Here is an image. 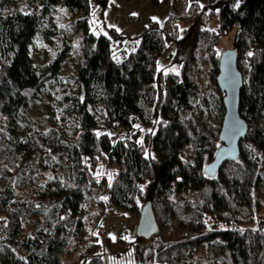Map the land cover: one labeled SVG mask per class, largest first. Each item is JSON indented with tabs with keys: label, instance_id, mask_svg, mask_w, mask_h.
<instances>
[{
	"label": "trees",
	"instance_id": "16d2710c",
	"mask_svg": "<svg viewBox=\"0 0 264 264\" xmlns=\"http://www.w3.org/2000/svg\"><path fill=\"white\" fill-rule=\"evenodd\" d=\"M91 1L36 0L31 10L3 13L11 0H0V264H103L106 206L138 219L148 199L157 231L125 243L129 264H264V0H217L204 8L185 0L177 9L170 0L162 26L145 27L120 58L115 30L91 27ZM57 8L75 17L69 23L79 62L74 89L55 92L69 45L44 70L28 46ZM211 20L213 28L206 26ZM231 28L247 129L238 157L210 175L204 167L220 146L224 113L216 84L222 51L214 46ZM198 40L208 41L211 53L215 110L188 71ZM172 46L178 70L166 72L157 64ZM45 93L56 120L73 118L69 136L51 117L39 124L27 114ZM24 117L25 134L18 135L12 130ZM104 165H115L110 175L97 173Z\"/></svg>",
	"mask_w": 264,
	"mask_h": 264
},
{
	"label": "rangeland",
	"instance_id": "374dc122",
	"mask_svg": "<svg viewBox=\"0 0 264 264\" xmlns=\"http://www.w3.org/2000/svg\"><path fill=\"white\" fill-rule=\"evenodd\" d=\"M185 0H176L174 2L176 9L179 8ZM194 1V0H188ZM201 7H213L217 0H195ZM90 7V24L95 33H107L112 28L117 33L116 39L113 43L114 56L120 58L124 53L135 48L141 31L149 26L151 23H156L162 26L163 20L169 14L170 0H106L104 6L97 0L91 1ZM36 0H11L9 8L5 9L3 13L9 11H26L33 9L36 5ZM135 13V15H133ZM70 14L63 8L55 9L42 25V28L35 41L28 46L29 58L40 69L44 70L47 63L53 60L56 55L62 52L65 46L69 45L60 54L62 58L61 67L59 68V75L56 81H53L52 89H74L76 84L75 74L79 62L77 38L71 41L72 35L75 33V25L69 23L72 21L69 18ZM216 17V15H215ZM207 27H214V20H211ZM195 30H192V32ZM235 29L231 28L226 32L219 34V42L214 46V51L219 53L223 50H229L233 44V37ZM192 34H190L180 46L178 53L181 55L190 43ZM69 44H68V43ZM208 42V41H207ZM206 41H196L192 48L193 62L189 66L188 71L193 75L200 87L201 95L206 97V103L210 110H215L211 105V101L216 98L214 80L208 69L211 65V53L207 51L208 43ZM67 44V45H66ZM177 51L176 46L170 47L158 60V67L163 71L178 70V62H173V57ZM175 59V58H174ZM54 99L51 95L43 94L31 102L27 109V114L31 120H37L40 123L46 121L51 117L55 124H59L60 131L67 136L73 132V118L69 116L63 122L56 120L55 113L52 111L54 107ZM29 121V119H28ZM27 118L24 117L20 123L14 124L12 130L18 135H24L26 129ZM143 130V129H142ZM115 165H104L99 168L97 173L109 174L114 170ZM258 198L262 203L261 207L264 210V187L259 189ZM107 212L103 218L104 236L99 237V242H102L103 264H129L131 256H127L124 249L125 243L132 240L136 235L135 227L138 219L132 217L130 213L124 212L121 208H114L111 205L106 206ZM73 244L70 245L66 251L65 256L73 255ZM200 264H207L204 259H199Z\"/></svg>",
	"mask_w": 264,
	"mask_h": 264
},
{
	"label": "water",
	"instance_id": "95a60500",
	"mask_svg": "<svg viewBox=\"0 0 264 264\" xmlns=\"http://www.w3.org/2000/svg\"><path fill=\"white\" fill-rule=\"evenodd\" d=\"M101 4L106 0H97ZM218 75L216 84L223 94L224 113L220 124L218 139L220 146L216 149L212 162L204 167V172L213 175L214 171L226 161H234L239 155V143L246 132V122L239 115V91L242 87V74L237 68L236 52L230 48L223 50L218 58ZM135 227L136 237L148 239L157 231V221L150 200L142 206Z\"/></svg>",
	"mask_w": 264,
	"mask_h": 264
},
{
	"label": "snow or ice",
	"instance_id": "6c2138e0",
	"mask_svg": "<svg viewBox=\"0 0 264 264\" xmlns=\"http://www.w3.org/2000/svg\"><path fill=\"white\" fill-rule=\"evenodd\" d=\"M133 15H135V13H133ZM252 55H253L252 52H249V53H248V56H252ZM94 235H95V233H94Z\"/></svg>",
	"mask_w": 264,
	"mask_h": 264
}]
</instances>
